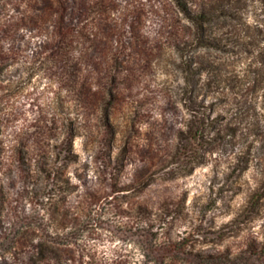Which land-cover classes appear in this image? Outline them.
<instances>
[{
  "label": "rangeland",
  "instance_id": "rangeland-1",
  "mask_svg": "<svg viewBox=\"0 0 264 264\" xmlns=\"http://www.w3.org/2000/svg\"><path fill=\"white\" fill-rule=\"evenodd\" d=\"M185 2L0 0V264H264V7Z\"/></svg>",
  "mask_w": 264,
  "mask_h": 264
},
{
  "label": "trees",
  "instance_id": "trees-1",
  "mask_svg": "<svg viewBox=\"0 0 264 264\" xmlns=\"http://www.w3.org/2000/svg\"><path fill=\"white\" fill-rule=\"evenodd\" d=\"M176 1V3L178 4V6H179V8L188 16V18L192 21V22H194L195 24H197L198 23V21L199 20H202L203 19V13H201L200 15H198V14H192L191 13V11L188 9V6H187V3L185 2V0H175ZM260 3H261V5L264 7V0H260ZM201 130V126H197L196 127V131H195V136H196V134H198L199 133V131ZM180 134H183V132L182 131H180L179 132V135ZM194 136V137H195ZM72 139H73V135H71L70 136V142H69V144H70V147L69 148H71V144H72ZM179 139H180V137H179ZM188 138H186V140H187ZM181 140L183 141V139H182V137H181ZM179 145H180V143H179ZM180 147V146H179ZM18 148V147H17ZM16 148V149H17ZM181 148H184V147H181ZM2 149H3V147H2V143H1V141H0V154H1V152H2ZM17 151L19 152V153H22L23 152V149H21V148H18L17 149ZM50 166V165H49ZM50 170H47V171H49V172H51L52 171V168L50 167L49 168ZM58 188V190L61 188V186H59V187H57ZM65 189V188H64ZM52 245H48V243H41L40 244V246H39V249H38V252L39 251H41V250H43V249H52Z\"/></svg>",
  "mask_w": 264,
  "mask_h": 264
}]
</instances>
